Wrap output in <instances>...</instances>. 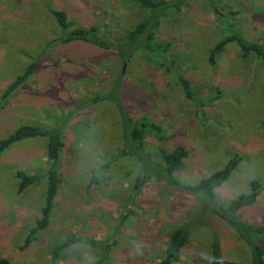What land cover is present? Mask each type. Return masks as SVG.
<instances>
[{
	"label": "rangeland",
	"instance_id": "1",
	"mask_svg": "<svg viewBox=\"0 0 264 264\" xmlns=\"http://www.w3.org/2000/svg\"><path fill=\"white\" fill-rule=\"evenodd\" d=\"M51 10L65 13L68 30H87L90 40L106 44H120L147 11L133 0H0V139L32 123L58 129L62 143L48 223L24 247L44 202V138L21 139L0 153V256L50 264L58 250L56 264H157L168 233L185 225L188 238L172 264H209L212 241L218 264H251L250 240L264 264V234L252 230L264 227V190L236 212L246 229L240 233L212 211L247 193L250 181H264V64L235 43L207 61L209 48L231 29L264 46V0H184L159 20L154 42L166 49H136L126 61L113 48L59 42ZM29 66L23 82L2 96ZM178 75L194 88L190 98L175 83ZM120 109L157 127L142 139L143 159L122 154L130 146ZM177 142L187 156L175 176L188 185L239 156L212 200L163 179L133 187L147 161L161 165L160 150ZM17 170L38 180L17 192ZM67 241L73 243L60 248Z\"/></svg>",
	"mask_w": 264,
	"mask_h": 264
},
{
	"label": "trees",
	"instance_id": "2",
	"mask_svg": "<svg viewBox=\"0 0 264 264\" xmlns=\"http://www.w3.org/2000/svg\"><path fill=\"white\" fill-rule=\"evenodd\" d=\"M141 8L146 9L143 18H141L131 29L125 32L122 37L120 44L104 43L96 38L90 40L86 34L87 30L83 29H71L68 30V21H65V13L61 10H51V15L53 16L57 26L59 27L62 35L58 38V41L63 44H70L77 42H86L93 44L98 47L105 49L113 48L116 49L118 56L121 60H127L131 51L136 49H145L150 53L159 51L162 53L167 44H157L154 42V37L159 28V20L164 16L167 9L179 10L184 0H133ZM216 13L218 11L214 9ZM67 29V30H66ZM93 30V29H92ZM236 30L231 29L229 33H225L218 39L208 50L207 61L213 64L215 57H217L224 49V47L229 43H235L243 55L251 52L255 57L264 64V46L261 43L248 41L241 34L235 32ZM124 41V42H122ZM158 52V54H159ZM157 56V53H155ZM155 56V57H156ZM160 64V63H159ZM161 65V64H160ZM27 68V67H26ZM31 66H29L25 71L17 75L13 81H10L4 88L2 96L8 94L14 88H16L26 76L30 73ZM175 83L179 86L182 93L190 98L194 92V88L191 87L188 78L178 75L175 78ZM120 121L123 123L122 128V138L130 146L127 151L122 152V154H131L136 159H143V137L148 133L152 134L151 131H157V127L152 123H146L143 121L137 122L132 121L127 117L121 109ZM58 129H48L43 128L38 125H19L4 138L0 139V153L4 151L13 142L19 141L21 139L30 137H42L44 138V154L46 160L49 161V167L45 174L46 176V187L44 193V202L41 206L39 216L35 219L34 224L29 228L27 234L25 235L22 247L26 246L35 236L36 232L43 229L48 223V213L51 208L52 200L56 194L58 187L59 177L57 170V160L60 156L62 143L58 136ZM157 137V136H156ZM158 137H161L160 134ZM160 139V138H157ZM142 150V152H141ZM160 158L163 166L157 165L154 162L147 161V167L143 168L142 173H140L133 182V187L138 189L142 183L146 182L148 179H163L166 183L178 190L189 193L203 194L207 200H212L214 195V189L222 184V182L227 178L229 173L235 168L237 162L239 161V156L234 155L230 157L227 162L220 169L215 170L200 178L195 184L188 185L181 183L176 179L177 172L181 169L183 165V159L187 156L186 146L181 142H177L172 145L170 150H160ZM17 181V192L22 191L29 184L34 183L38 180L36 175H27L22 171L17 170L14 173ZM264 190V181L252 180L249 183V191L247 193H241L232 199L226 207L215 206L212 211L216 216L224 220L229 224L234 230L240 233L241 230H246L244 225L236 218V212L247 205L252 204L256 197L261 191ZM254 232L264 234V227H257L252 229ZM188 238V230L185 225L174 227L167 237V242L164 249L163 256L159 259L157 264H172L173 261L177 259L180 253L181 247L186 243ZM73 243L65 242L61 247H65L68 244ZM251 244V264H263L262 262V250L255 243V240H250ZM58 250H54L50 255L51 263L56 264ZM220 257L219 245L217 242L212 241L211 243V260L209 264H218ZM0 264H12L8 259L0 256ZM100 264V263H94Z\"/></svg>",
	"mask_w": 264,
	"mask_h": 264
},
{
	"label": "crops",
	"instance_id": "3",
	"mask_svg": "<svg viewBox=\"0 0 264 264\" xmlns=\"http://www.w3.org/2000/svg\"><path fill=\"white\" fill-rule=\"evenodd\" d=\"M28 125H37V124H32V123H30V124H28ZM26 188V187H25Z\"/></svg>",
	"mask_w": 264,
	"mask_h": 264
}]
</instances>
